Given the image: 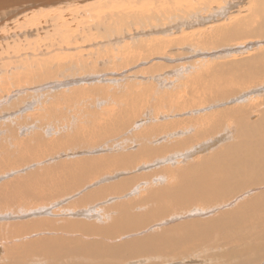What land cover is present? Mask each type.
Instances as JSON below:
<instances>
[{"label": "bare ground", "instance_id": "1", "mask_svg": "<svg viewBox=\"0 0 264 264\" xmlns=\"http://www.w3.org/2000/svg\"><path fill=\"white\" fill-rule=\"evenodd\" d=\"M98 1L103 2V0ZM75 2H80V4L82 2L85 5L88 4L91 6V9H88V6L86 8L80 5L82 8H86V12L83 9L84 11H82V13L84 12L87 18H85V20H80V23L76 22L78 25L75 27V31H73L70 22L66 21L67 19L65 20L66 16L64 17L65 21H61L65 26L62 24L59 26L56 22L50 23L46 18L47 24H53L54 28H48L46 26L48 33L41 38L34 36L37 38L33 37V41L27 39L22 40L26 43L25 46H28V48H26L27 50L34 48L37 44H42L37 51L29 53L21 52V49H18L16 52H13L11 49L12 47H10V51L4 52V50L9 48L7 47L9 44L5 46L2 45L4 41L7 43L3 34L5 35V33H12L15 31L11 36L16 35L17 30L20 31L21 27H23L26 31H30H28L29 33L26 32L27 37L32 36V28L39 25L35 17H33L35 13L31 14L33 11L36 12L37 10L40 11L43 9L51 11L58 5H69ZM70 6L73 5L71 4L69 7ZM57 10L59 12V9ZM53 12V16L55 17V11ZM37 13L40 14V12ZM60 13L62 12L60 11ZM42 16L43 14L40 18H42ZM57 20H59V18H57ZM8 22H10V24ZM43 28L45 27L43 26ZM190 30L193 32L190 33ZM176 33L178 36L174 35ZM81 35L82 38H80ZM11 36L10 38H12ZM152 36L160 37L152 38ZM170 36L177 37L171 38ZM149 37L150 39H148ZM19 39L21 40V38H18L16 41ZM127 40H131L133 43L121 46L124 42L127 43ZM0 41H2V43H0V75L4 76L2 78L0 77V86H2L0 89V145L7 144L6 147L10 146L7 148L0 147V156L3 157V159H0L2 161L4 160L2 163L8 170L12 167L11 162L22 161L20 164H25L27 162L29 163L31 160L26 166L18 169L15 168V170L11 169L12 171L9 173L3 176L0 175V198H2L3 195V199L6 200L8 206L12 208L5 209L4 211L6 212L0 211V227L2 223L4 225L0 228L1 264H154L150 258L162 255L163 253L180 255L182 258L186 256L187 253L191 252H197L198 255L200 248H204V252L207 250V254H209V250H216L218 252V247L223 243L228 246L232 245L233 247L234 244H237V246L239 245V247H237L239 248L238 252H236L237 256L234 253L235 251L233 252L235 256V262L231 261L233 264H264V99H261L264 98V0H111L108 4L104 2L103 4L98 3L96 0H0ZM79 44V47L82 45L84 46L82 48L92 47V49H94L95 47L93 48V46H98L99 48L97 51L91 52V54H89L90 57H88L89 55L86 53L87 59L82 55L85 58L83 60V57H77L80 55L77 54L78 52L72 54V52L77 51L76 48ZM16 46L19 47V45ZM106 48H116L118 53L121 55L124 54L125 57L129 55V57L127 56L126 63L129 62L137 66L140 61H143V63L147 65L150 58H154L161 62L160 64L165 62L167 63L165 65H171L173 58L170 57V52L168 50L175 51L177 48H181L184 51L186 59L189 60L194 57L202 58L204 64L199 62V60L193 63L191 62L192 64L188 63V67L185 66V71L181 69L180 66L177 70L182 71L176 74L180 76L183 75V73H185V75L188 73L189 75L186 77L190 78L197 72L194 71V73L190 70L199 68L198 66L201 64L202 67L200 66V68L203 69V66H205V69H203L200 74L196 75L197 78L195 80L190 79L191 81L189 80L186 82L185 86H187L188 89L185 93L183 92V95L176 91L177 93L171 94L170 98L167 97V95L161 96L164 103L169 101V107L171 108L169 109V107H166L169 110L166 109L167 111L165 110V112H170V114H165L163 111V108L166 106L163 103L165 106L161 108L162 106L159 105V107L164 114L153 116L154 112L151 113L152 115L147 113L146 120L148 123L145 122L143 118H131L130 114L133 111L135 112V110L128 112L129 110H127V108L124 109L123 106L117 108V113H112L109 110L111 114L110 117L108 116L109 111L101 109L107 113L104 117H108L104 118L102 122L94 125L95 132H101L103 129L108 130V126L115 122V126L121 131L117 139H111L108 142H106L108 139L106 138L108 132L101 133L99 141H96L97 137L85 141L87 138L84 134H78V136L75 134L76 137H70V134L69 136H61L64 130L62 126L60 129H50V123L54 120V116L56 119L55 122L59 120L56 118V113H59L57 111L59 107L54 108L53 106L55 105L53 104L52 108L54 110L56 109V112L54 110H48V106L46 105H44V107L46 106L45 108L47 109L43 107L46 111H50V117L47 116V118H49L46 119L47 122L52 119L48 123L50 124L49 126L46 125V122V124L42 122L39 123L40 119L37 121L36 117L33 118V120L35 119L36 121L29 124H24V121L23 123L18 122L19 124L17 122H8V120H12L17 116H24L28 111H35L37 107L39 108L42 100L44 101L45 99L47 101L46 97L57 100L60 98L58 97L59 95L64 96L65 91L75 89L71 88L72 86L84 85L86 87V85H89V88L77 89V92L72 91V93L75 92L73 94L74 97L75 94L79 95L78 98H71L76 101L83 99V102H85V97H89L88 95L94 97V99L98 101H106L108 99L114 101L115 99H119V97L130 96V94L134 96L137 91L135 90L134 93H130L133 91L130 88H128V90L131 91H125L120 88L119 92L114 91L113 94L104 90L108 88L106 84L115 85L118 81L117 79H125L127 81L129 77L132 78L128 76L127 73L122 75L119 74L120 70L118 69L117 72V68L115 71L113 69L114 67H109L108 69H111L107 71V65L109 64L108 66H110L111 62H105L106 58L101 57L102 55H106ZM34 50H36V48ZM89 50L90 49H88L87 52H89ZM17 52L22 55H18ZM6 53H12L10 57L13 60L4 63L3 61L7 59ZM133 54H136L138 57L141 55V60L135 59ZM212 54L217 57L219 55L220 57L218 58H221L223 61H219L216 58L214 59L216 62H212L211 64L210 61L206 60L209 64L205 65L206 61L204 58ZM71 55L72 57H77L78 60L81 59L82 64L78 61L77 63L70 62L71 60H68L69 62H63L57 59L63 58L64 56L66 58L67 56L72 58ZM113 56L117 57L115 54ZM180 57L181 55L176 58L180 59ZM116 62L113 63L115 64ZM121 63L123 64L124 62ZM116 66L118 67V65ZM137 66L136 69L138 68ZM7 67H9V69ZM133 69H135V66L132 68V71ZM158 69L160 68H157V70ZM89 70H92L93 73L88 74V72H91ZM157 70L155 69L156 72ZM84 73L85 75H83ZM157 73L160 74L159 71ZM117 74L120 76H115ZM176 74L172 75L169 73L168 76L170 77V75H172L173 77ZM58 76L59 79L60 77H64L65 79L57 80ZM138 76L139 75L135 74L133 77L138 78ZM160 77H162V73ZM181 77L177 82L175 81L177 85L171 84L169 81L167 82L169 78H163L164 84L167 82V85H165L166 88H183L182 84L184 80H182ZM147 80H149V78ZM153 80L155 81V78H153ZM193 80L196 83H193ZM141 81L142 80H140V83ZM99 83H105L106 87L101 88ZM168 83H170V85ZM235 84L240 86L239 91L237 90L239 87H233ZM243 84L248 86L246 88L241 87ZM175 85L177 87H175ZM130 86L131 85H129V87ZM165 86H163V88H165ZM131 88L139 89L140 86H131ZM243 88L246 91L242 92L241 89ZM149 90L150 94L147 96H152L153 91H156L153 89ZM61 91L62 93H59ZM138 91L140 92V90ZM201 91V95H204L198 97L200 100L197 98H195L196 100L187 99L184 101L186 109L183 108L184 106H182L180 102L184 97H196ZM72 93L70 95L71 97ZM155 95L156 94H154L153 97ZM66 96L67 95H65V97ZM176 97L180 98V102H177L179 101L177 99H173ZM156 98L154 97V99ZM254 98L260 99L259 102H261L262 107H257V105L254 106V103L251 109L249 107L247 108L244 104L249 103V101L252 102L251 100H254ZM191 100H193V103H191ZM58 101L64 106L65 102L62 103L60 100H54L56 103ZM68 101L70 105V100L68 99ZM137 102L138 100H136L135 108L138 109ZM170 102H172V104H170ZM203 102L205 105L203 104L204 107L202 110V107H199V105L197 106V104H202ZM50 103L48 102L47 104L50 106ZM141 103L143 102L141 101ZM146 103L143 105L144 107H146ZM173 103H176L177 106H174ZM89 104V109H91V105H95L91 102H89ZM108 104L110 105L111 103L108 102ZM57 105L58 103L56 106ZM62 105L61 108L64 110ZM73 105H70L71 108ZM147 105V107H149L152 104L150 103ZM249 105L250 103L248 106ZM77 106L78 105H75L77 109L75 110L76 112L79 108H77ZM99 106L100 105H95L94 108L100 109ZM147 107L140 111L143 112V110H148ZM83 108L84 105L80 107V109ZM197 108H200V111H205V116L204 118L202 116V118L193 120V117L190 118L191 116L189 115L196 116L199 114L200 111L197 110ZM13 109L15 110L12 111ZM212 109L213 114H209ZM37 110L40 111V109ZM45 110L42 112L46 114ZM73 110L71 109V112ZM206 110L210 111L207 115ZM214 111L217 112L214 113ZM40 112L39 116L44 114ZM65 112L68 113L69 109ZM79 112L81 113V111ZM84 112L87 113L86 110ZM96 113L95 111L92 113L89 112V114H92L91 122L96 119H103V113L101 114L99 112L101 115H96ZM29 114H31V112ZM117 114H119V116L126 115V117L122 119L117 118L118 120L112 122V118L114 120V115ZM201 114L203 113L201 112ZM51 115H53V117H51ZM62 115H64V113H59L60 117ZM75 115L78 117L77 114ZM176 115H181L183 117L188 115L191 120L189 119L186 121L187 123H180L178 122L179 120H176V122L169 120L177 117ZM30 116L31 115L28 117ZM181 116L178 118L181 119ZM62 117L60 120H62ZM73 117L75 118V116H72V118ZM80 118L82 119L81 116ZM79 119H77V121L80 122ZM162 119L163 124L162 122L159 123ZM70 120L71 118L67 120V122L70 123ZM72 120L74 121L76 118ZM141 120H143V122H141ZM158 120L160 121L158 122ZM164 120L172 122L173 125L172 123H167V121L165 123ZM182 121L185 120L182 118ZM107 123L109 124L106 125ZM151 123H153V126L150 125ZM70 124L66 123V126ZM78 124L83 125L84 123ZM148 124L149 127L151 126L150 128H146ZM20 125L26 126L23 128L25 131L22 133V135H25L24 138L29 134L32 135L31 139L26 138L23 142L21 141L22 136L20 138V142L24 143L26 150L28 149L26 152H23L24 149L21 151V147L14 150L10 149L15 146L12 143L14 142L12 139H16L17 141L16 137L19 135V131L22 130L21 127L19 128ZM86 127L88 128V126ZM57 128L59 127L57 126ZM73 128L71 127V129ZM140 128L142 130H148L146 132H137ZM80 129L82 130V127ZM57 130H60V132H57ZM81 130L77 132L82 133L83 131ZM28 131H30V133ZM38 131L39 133H37ZM32 132H36L37 134H33ZM47 132H50L49 135H56L57 137L54 136L56 139L50 140L51 138L48 137L49 135ZM175 138H177L176 141L171 140ZM131 145L137 148L140 145L142 147L138 148L139 150L142 149L140 154L137 149L134 153H131L130 148L132 147L129 148ZM40 147L44 148L47 152L46 157H42L45 159L43 161H40L41 158L37 157V150ZM211 151H213V153H210ZM41 153L43 154V152ZM83 153L85 155L93 154L89 156L91 160H89L90 158L76 160L77 158L79 159L80 157L78 156L83 155ZM98 153H103L102 155H105L99 157ZM142 154L151 156V159L139 163L136 157ZM194 154L201 155V158L197 157V155L195 156V159H200L198 162L193 158ZM92 156L94 158H92ZM62 158H64L63 161L61 160ZM97 159H101L100 161L102 162L99 163ZM135 159L138 161V165L135 164L136 162L134 163ZM176 160H178V162L183 161V163L189 164V166L182 165L183 168L181 170L164 169L166 166L165 164H169V166L173 167ZM181 162H179L178 165ZM78 165L81 167L78 168ZM106 167L109 169L108 171H106ZM74 168H78L77 171L79 170L78 172H80V174L77 173L76 179H73L76 180L75 184L79 187H86L87 190L84 194H80V191L76 192V194L71 197L62 195V200L65 199V204L71 199L81 197V201L84 202V204L80 205L82 206L89 204L90 201L95 200L94 197L97 198L99 196L101 197L100 199L103 200L100 203H102V205L107 203V205L99 207L100 203L97 205L93 202V205H90V207L86 209H78V213L67 214L68 210H63L59 216L70 217L71 219H74L76 216L81 217L86 223V226H84L87 231L85 232L86 237H91L94 234H96L94 235L96 237L100 235L104 236V239H98L96 244H83L84 238L76 237L80 232L77 230H75L76 234L73 232L66 233L50 230L52 226L61 227L54 221H51L49 226L46 222L39 220L30 225H27L25 222L23 224L18 223L29 216H39L38 214H43V210H50L48 207H42L40 211L31 210V208L25 209V206L31 203H38V201L39 204L50 201L53 198V192L43 193L40 184L52 178L56 180L58 177L55 178V176L60 175V173L65 176L64 180L66 182L68 179H72L71 173L76 171ZM100 168H102V171H105L102 175L99 172L101 176H97L98 178L94 179L92 177L94 179L92 181L96 183L94 184L88 178L91 175H89V173H95V170H99ZM179 168L180 167L177 169ZM154 169H163L157 172L160 178L156 179L155 177V182L160 181L162 183L165 181L163 178L165 177L168 183L166 185L163 184L165 186L161 189L150 188L148 196L143 199L140 197L141 200L137 199L135 203H130L129 201H127L129 203L121 202L126 196L135 199L134 196L138 193L136 192L138 188V185L136 186V182L138 181L136 177L137 174H144V172L152 173L151 171H154ZM19 173L25 174L27 177H15V175H19ZM62 175H60L61 178H64ZM152 175L153 174H151V176ZM13 176L15 178H12ZM134 176L135 178H133ZM143 176L144 175L141 174L142 179L146 182L145 184L148 187L151 178L148 176V173L147 176ZM170 178L173 179V181L178 178L179 182L175 181L174 183L169 180ZM88 179L90 182L86 181ZM54 180H52V182H54ZM64 180H61L62 184ZM83 180L86 181L85 184L80 182ZM68 183L70 184L72 181L70 182L69 180ZM98 183H100L101 186L97 185ZM107 183L110 185H106ZM140 183L141 181H139L138 184ZM103 184L105 185L103 186L104 188H102ZM94 186L99 189H95L96 187ZM63 187L60 186L58 189L54 190H61ZM92 188L94 191L92 190V192H90L89 189ZM43 189L46 190L45 188ZM140 189L141 187L139 190ZM18 192L25 195L27 201H24V197L19 199L13 196ZM197 203L205 206L197 207L195 205V208L193 205ZM57 206H59V204L52 203L49 207L53 209V207ZM189 206H193L194 208L191 207L190 209L188 208ZM97 220H99V222H96ZM90 221L95 222L88 223ZM106 221L109 222L106 224ZM6 222L11 223L13 227L7 226ZM102 222L105 224L101 226ZM72 225L74 227L71 226V230L73 228L80 230L83 224L80 225L76 222H72ZM46 228H48V232L55 236L46 234ZM14 232L16 233L14 241L12 240L13 242L11 243L10 241L8 242L9 239L5 241L6 239L4 238L6 234L10 236V234ZM30 233H33L35 236H31L33 238H26V236L32 235ZM58 233H60L61 236H58ZM79 235L81 236V234ZM16 237L18 238L16 239ZM44 237L50 238L46 246L40 241ZM22 239L27 241L26 245H24V242V244L21 243ZM88 240H90L89 237ZM7 242L9 244L13 243L12 245H14V243L16 245L18 243L23 245L24 249L22 248V251L19 250L20 248H17L18 251H21V254L12 252L14 249L12 246L11 248L13 249L10 250L11 253L8 251L3 253V249L6 250L8 248ZM198 249L199 251H197ZM223 249H226V246H224ZM86 253H90V257H86ZM13 254H17L18 256L12 257ZM212 254L217 257L213 252ZM212 254L210 256H212ZM220 256L222 259L221 261L226 264L230 262V256L232 255L226 252L225 255L220 254ZM233 259L234 258H232V260ZM169 261H171L170 264H176L178 260L174 262L175 260L170 259ZM169 261L166 262L169 264ZM166 262L162 264H166ZM187 262L189 263V260ZM182 263L183 261L181 264Z\"/></svg>", "mask_w": 264, "mask_h": 264}, {"label": "rangeland", "instance_id": "2", "mask_svg": "<svg viewBox=\"0 0 264 264\" xmlns=\"http://www.w3.org/2000/svg\"><path fill=\"white\" fill-rule=\"evenodd\" d=\"M111 0H107V1H105V0H103V2L105 3V4H108L109 2H110ZM96 2H98V3H102L103 4V2L102 1H98V0H96ZM73 5V6H70L69 7V5ZM71 4H69V5H67V4H61L59 7L57 6L56 8H54L53 10H51V11H47V10H40V11H36V12H32L31 14H34L33 15V17H35V20H36V22L37 23H39V25L38 26H34L33 28H32V31H33V33H32V36H29V37H27V34H26V32H28L29 30H25L23 27H21V30L19 31V30H17V34L16 35H13V36H11L12 34H14V32H12V33H5V35L3 34V37H5L6 39V41H7V43L5 42H3L2 43V41H0V43H2V45H6V44H9V46L7 45V47H9L7 50H4V52H6V51H10V47H12L11 49L13 50V52H16L18 49H21V52H29V53H32V52H34V51H37L38 49H39V47H41L42 46V44L41 45H36L34 48H32V49H30V50H27L26 48H28V46L26 45L25 46V42H23L22 40H24V39H27V40H34V38H37V37H34V36H38L39 38H41V37H43L46 33H48L47 31V27L49 28H54V25L53 24H47V22H46V18H47V21L48 22H50V23H57L59 26H61L60 24H62V22L63 21H65L66 19V21H68V22H70V24H71V27H73L72 29H73V31H75L76 29H75V27L78 25L77 23H80V20H85V18H87V17H85V15H84V12L82 13V11H84L86 8H87V6H88V9L91 7L90 5H88V4H83L82 2H81V4H80V2H75V3H71ZM64 5V6H63ZM82 7H86V8H82ZM76 7V9H78V10H76L75 9V7ZM64 9H63V8ZM67 7V8H66ZM72 7V8H71ZM70 10H69V9ZM82 8V9H81ZM57 9H59V12H58V10ZM67 9V10H66ZM80 9V10H79ZM84 9V10H83ZM91 9V8H90ZM57 10V11H56ZM77 12H76V11ZM53 11H55V17L53 16V14H54V12ZM60 11L63 13H60ZM65 11V12H64ZM68 11V12H67ZM73 11H74V13H73ZM79 11V12H78ZM80 11H81V13H80ZM37 12H40V14L39 13H37ZM43 12V13H42ZM47 12H49V13H47ZM59 14H62V15H59ZM70 12V13H69ZM76 12V13H75ZM85 12H86V10H85ZM29 13V12H28ZM51 13V14H50ZM71 13H73V14H71ZM88 13V12H87ZM43 14V16H42V18H40L41 17V15ZM48 16H47V15ZM50 14V15H49ZM57 14V15H56ZM65 14V15H64ZM71 14V15H70ZM36 15V16H35ZM45 15V16H44ZM61 17H59V16ZM79 15V16H78ZM52 16V17H51ZM66 16V17H65ZM72 16V17H71ZM82 18H81V17ZM24 17V16H23ZM49 17V18H48ZM64 17H65V20H64ZM84 17V18H83ZM51 18V19H50ZM55 18H56V21H55ZM57 18H59V20H57ZM54 21H53V20ZM62 19V20H61ZM41 20V21H40ZM43 20H44V22H43ZM72 20V21H71ZM21 21V20H20ZM62 21V22H61ZM46 22V23H45ZM61 22V23H60ZM77 22V23H76ZM9 24H10V22H8ZM75 23V24H74ZM42 24V25H41ZM62 25H64V24H62ZM9 26H12V25H9ZM43 26L45 27V28H43ZM47 26V27H46ZM65 26V25H64ZM81 26H82V24H81ZM14 28V27H13ZM40 30H39V29ZM15 29V28H14ZM22 29H24V30H22ZM37 30V31H36ZM46 30V31H45ZM25 31V32H24ZM45 31V32H44ZM64 31V30H63ZM63 31H61V32H63ZM19 32V33H18ZM30 32V31H29ZM28 32V33H29ZM40 32H41V34H40ZM190 33H192L193 31L192 30H190L189 31ZM22 33H23V35H22ZM42 33H44V34H42ZM20 34V35H19ZM25 35V36H24ZM174 35H177V33L176 34H174ZM10 36L13 38H10ZM19 36V37H18ZM178 36V35H177ZM177 36H170L171 38H174V37H177ZM34 37V38H33ZM155 38L156 36H152V38ZM158 37H160V36H158ZM158 37H156V38H158ZM7 38H8V40H7ZM10 38V39H9ZM15 38V39H14ZM18 38H21V40L19 39L18 41H16ZM38 38V39H39ZM80 38H82V35L80 36ZM148 39H150V37L148 38ZM11 40V41H10ZM36 40V39H35ZM16 42V43H15ZM22 42V43H21ZM14 44V47H13V44ZM75 43V42H74ZM133 42L131 41V40H127V43L126 42H124L123 44H121V46H123V45H128V44H132ZM12 45V46H11ZM16 45H19V47H17ZM22 45V46H21ZM15 46H16V48H15ZM80 46V44L79 45H77V48H76V50L77 51H74V52H72V54H75V52H78L77 54H80V55H78L77 57L78 58H80L79 56H81V57H83V60L85 59L84 58V56L86 57V59H87V54L89 55V54H91V52H94V51H97V49L99 48L98 46L96 47V46H93V48L94 49H92V47H86V48H82V47H84L83 45L81 46V47H79ZM79 47V48H78ZM115 47V46H114ZM15 48V49H14ZM25 48V49H24ZM36 48V50H34ZM25 51H24V50ZM84 49H85V51H84ZM88 49H90V50H92V51H90L89 50V52H87V50ZM11 50V51H12ZM78 50H81V51H78ZM169 52H170V57H172L173 59H172V62H171V65H165V64H167V63H165V62H162V64H160L161 62H159V61H157V60H155L154 58L152 59V58H150L149 60H148V66L145 64V63H143V61H140L139 63H140V65H139V63H138V66L137 65H132L131 63H129V62H127L126 63V59L129 57V55H127L126 57L124 56V54H120V53H118V50L116 49V48H110V49H108V48H106V55H102L101 57H105L106 58V60H105V62L106 61H110L111 63H110V66H108L107 65V71H109L111 68H113L115 71H116V68H117V72H118V69L120 70V72H119V74H125V73H127V75L128 76H131L132 78H128L127 79V81L124 79H117L118 81L116 82V84L114 85V84H106V85H108V88H105L106 86H105V83L103 84V83H99L100 84V86H101V88H105L104 90H106V91H109V93H111V94H113L114 93V91H120V88L122 89V90H125V91H131V90H133L132 92H130V93H134V91L136 90L137 91V95L135 94L134 96H132L131 94H130V96L129 95H127V96H123L122 98H120L119 97V99H115L114 101L113 100H106V101H98V100H96V99H94V97H92V96H90V95H88L89 97H85L86 98V101L85 102H83V99H79V101L77 100H72V99H74V98H78V96L79 95H77V94H75V97H74V93L75 92H73L72 93V91H76L77 92V89L78 90H80V89H86V88H89V85H86V87L83 85V86H72L71 88H75V89H70V90H67V91H65V93H64V96H58V97H60V98H58L57 100H60L62 103H64V106L61 104V103H59V101L57 102L58 103V105L56 106V102H54V100L55 101H57L56 99H49V98H47L46 97V99H47V101L44 99V101L42 102H40V105H39V108L37 107L36 109H35V111H33V110H31V111H28L29 113L31 112V114H29L28 112L26 113V114H24V116H17L16 118H14V119H12V120H8V122L10 123V122H12V123H23V121H24V124H29V123H33L34 121H38V119H40L39 120V123L40 122H42L43 124L45 123L47 126H49L50 124H51V126H50V129H60V127L62 126L63 127V134H61V136H65V135H68L69 136V134H70V137H76V135L78 136V134L80 135V134H84V135H86V138L87 139H85V141H88V140H90V139H94L95 137H97L96 138V141H99V136L101 135V133H107L108 135H107V137L106 138H108L107 139V141L106 142H108V141H110L111 139L112 140H115V139H117V136H118V134H120V132L121 131H119V128L117 127V126H115L116 125V122L114 123V124H112V125H110V126H108V130H105V129H103V130H101V132H98V131H96L95 132V130H94V125L95 124H97V123H100V122H102L103 120H104V118H106V117H110L111 116V114H110V111L112 112V113H117L118 111V107L119 106H123L124 107V109L125 108H127V110H129L128 112H132L133 110H135V112L133 111L130 115H131V118H133V119H135L136 117V119H142L143 118V120L145 121V122H147V120H146V118H147V115L149 114V115H152L151 113L152 112H154L153 113V116H158V115H162V114H164V112H165V110L170 106L169 105V101L168 102H165L164 103V101H163V99H162V97L165 95H167V97H169L170 98V95L171 94H173V93H177V92H179V93H182V95H183V92L185 93L186 91H187V89H188V87L187 86H185V84H186V82L187 81H189L190 79L192 80V79H196L197 78V76L196 75H198V74H200V72L203 70V69H205V66H203V69H201L200 68V66L202 65V64H204V60H202V58L200 59V58H198V57H194V58H191V59H186V57H185V55H184V51H183V49H181V48H177V50H175V51H170V50H168ZM85 52V53H84ZM110 52V53H109ZM175 52V53H174ZM87 53V54H86ZM7 54V61L5 60V61H3L4 63H7L8 61H12L13 59L10 57V55L12 54V53H6ZM5 54V55H6ZM17 54L19 55V54H21V53H18L17 52ZM86 54V55H85ZM116 55L117 57H114L113 55ZM181 55V57H180V59L179 58H176V57H178L179 55ZM22 55V54H21ZM82 55H84V56H82ZM111 55V56H110ZM137 55H139V54H137ZM178 55V56H177ZM9 56V57H8ZM41 56V55H40ZM119 56V57H118ZM124 56V57H123ZM133 56H134V58L135 59H139V60H141V55H139V57L138 56H136V54H133ZM176 56V57H175ZM45 57H48V56H45ZM65 57V56H64ZM57 58L58 59V61H63V62H69L70 60V62H75V63H77V61L78 62H80L81 64H82V62H81V59L80 60H78V58L77 57H72V55H71V57L72 58H70V56H67V58L65 57V58ZM88 57H90V55L88 56ZM107 57H108V59H107ZM113 57V58H112ZM218 57H220L219 55H218ZM217 56H213V54L211 55V56H209V57H206V58H204L205 59V61L207 60V61H210V63L212 64V62L214 63V62H216V60H214V59H216L217 58V60H219V61H223L221 58L219 59ZM110 58H111V60H110ZM114 58H116V59H114ZM118 58V59H117ZM120 58V59H119ZM21 59V58H20ZM56 59V60H57ZM69 60V61H68ZM73 60H75V61H73ZM138 60V61H139ZM199 60V62H201L202 64L200 65V66H198L199 68H195L194 70H190V71H192V72H194L195 73V75L193 74V76H191L190 78H187L188 77V73H186V75H185V73H183V75H178V74H176V73H180L182 70H177L180 66H181V69H183L184 71H185V66L186 67H188V65L189 64H192L194 61H198ZM91 61V60H90ZM89 61V62H90ZM116 62L115 64L113 63V62ZM181 61V62H180ZM187 61V62H186ZM206 61V64L205 65H208L209 64V62H207ZM121 62H124L123 64L121 63ZM192 62V63H191ZM2 63V62H1ZM113 63V64H112ZM189 63V64H188ZM111 64H112V66H111ZM180 64V65H179ZM113 65H115V66H113ZM116 65H118V67L116 66ZM130 65V66H129ZM132 65V66H131ZM156 65V66H155ZM158 65H160V66H158ZM182 65H184V66H182ZM122 67V69H121V67ZM134 66H135V69H136V66L138 67L136 70L135 69H133V71H132V68H134ZM151 66V67H150ZM155 66V67H154ZM178 66V67H177ZM109 67H111L110 69H108ZM142 67V68H141ZM145 67V68H144ZM175 67H176V70H175ZM202 67V66H201ZM8 69H9V67H7ZM127 68H128V71H127ZM157 70V68H160V69H158L157 70V72L159 71L160 72V74H158L156 71H155V69ZM11 69V68H10ZM112 69V70H113ZM129 69H131V70H129ZM148 69H149V71H148ZM155 71H153V70ZM167 69V70H166ZM173 69V70H172ZM103 70H104V68H103ZM125 70V71H124ZM141 70H142V72H141ZM89 71H91V72H88V74H91V73H93V71L92 70H89ZM123 71V72H122ZM132 71V72H131ZM180 71V72H179ZM183 71V72H184ZM116 72V73H117ZM146 72V73H145ZM174 72V73H173ZM132 73H133V75H132ZM139 73V74H138ZM142 73V74H141ZM161 73H162V77H160L161 76ZM170 73V74H176V75H174L173 77H172V75H170V77L168 76V74ZM135 74H137V75H139L138 76V78L136 79V78H134L133 76H135ZM157 74H158V76H157ZM167 74V75H166ZM83 75H85V73L83 74ZM115 76H120V75H115ZM157 76V77H156ZM166 76V77H165ZM179 76V77H178ZM182 76V77H181ZM187 76V77H186ZM0 77L2 78V77H4V76H2V75H0ZM149 78V80H147L148 78ZM172 77V78H171ZM182 78V80H184L183 81V84H182V86H183V88H181L180 87V89L179 88H175V89H172V88H169V89H167L166 88V86L165 85H167V82L169 81V82H171V84H176V82H177V80L179 79V78ZM142 78V79H141ZM153 78H155V81L153 80ZM158 78V79H157ZM161 78V79H160ZM163 78L164 79H166V78H169L168 80H167V82H165V84H164V80H163ZM171 78V79H170ZM59 79V76L57 77V80ZM65 78L64 77H60V79L59 80H64ZM131 79H133V80H131ZM135 79V80H134ZM139 79V80H138ZM144 79V80H143ZM151 79V80H150ZM24 81H26L25 79H23ZM136 80H137V82H136ZM140 80H142L141 81V83H140ZM171 80H173V81H171ZM190 80V81H191ZM193 80V83H196L195 81ZM23 81V82H24ZM122 81V82H121ZM124 81H126V82H124ZM134 81V82H133ZM160 81V82H159ZM176 81V82H175ZM175 82V83H174ZM121 83H122V85H121ZM134 83V84H133ZM157 83H158V85H157ZM162 83V84H161ZM118 84V85H117ZM147 84V85H146ZM164 84V85H163ZM169 85H170V83H168ZM129 85H131V86H133V87H139L140 86V88L138 89H132L131 88V86L129 87ZM177 85V84H176ZM175 85V87H177ZM88 86V87H87ZM111 88H110V87ZM118 86V87H117ZM123 86V87H122ZM142 86V87H141ZM150 86V87H149ZM163 86H165V88H163ZM194 86H195V84H194ZM248 85H246L245 86V84H243V85H241V87H247ZM251 86V85H250ZM116 87V88H115ZM234 88H237V87H239V88H237V90L239 91L240 90V86L237 84H235L234 86H233ZM2 88V86H0V89ZM110 88V89H109ZM128 88H130L131 90H128ZM149 89H153V90H156V91H153V94H152V96H147L148 94H150V90ZM47 90V89H46ZM66 90V89H65ZM138 90H140V92L138 91ZM161 90V91H160ZM166 91V92H164V91ZM180 90H182V91H180ZM71 91V92H70ZM157 91H158V94H157ZM160 91V92H159ZM177 91V92H176ZM237 91V92H238ZM241 91L242 92H244V91H246V90H244V88L243 89H241ZM248 91V90H247ZM139 92V93H138ZM156 92V93H155ZM172 92V93H171ZM59 93H62V91L61 92H59ZM68 93H69V95H68ZM71 93H72V97L70 96L71 95ZM144 93H145V95H144ZM238 93H241V92H238ZM2 94V93H1ZM140 96H139V95ZM154 94H156L154 97L156 98V99H154V97H153V95ZM199 95L198 96H193V97H191L190 98V96H188V98H185L184 96V100L182 99V101L180 102V98L178 97H176V98H173V99H177V100H179V101H177V102H180V104H182V106H184L183 108H185V100H187V99H194V100H196L195 98H197V99H199L198 97L199 96H203V95H201L202 94V91L201 92H199L198 93ZM39 95V94H38ZM65 95H67L66 97H67V99H66V97H65ZM158 95V96H157ZM40 96H41V94H40ZM162 96V97H161ZM23 97H25V96H23ZM63 97V98H62ZM74 97V98H73ZM139 97V98H138ZM144 97H146V98H144ZM158 97H161V98H158ZM26 98V97H25ZM72 98V99H71ZM201 98V97H200ZM203 98V97H202ZM43 99V98H42ZM68 99L70 100V105L72 106L73 105V102H74V105H73V107L71 108V106L69 105V101H68ZM142 99V100H141ZM145 99V100H144ZM158 99V100H157ZM261 99H264V98H261ZM23 100V99H22ZM22 100H21V105H22ZM53 100V101H52ZM72 100V101H71ZM97 102H96V101ZM136 100H138V102H137V107H139L138 109L137 108H135V104H136ZM139 100H140V102H139ZM149 100V101H148ZM200 100V99H199ZM256 102H255V101ZM254 100H251L252 102H250L249 101V103H250V105L248 106V104L249 103H247V104H244L247 108L249 107L250 109L252 108V105L254 104V106L255 105H257V107H262V105H261V102H259V100L260 99H256V98H254ZM141 101L143 102V103H141ZM163 101V102H162ZM254 101V102H253ZM258 101V102H257ZM46 102V103H45ZM50 103V102H52V103H50L51 105L49 106V104H47V103ZM54 102V103H53ZM71 102H72V104H71ZM78 102V103H77ZM84 104H83V103ZM88 102V103H87ZM89 102H91L92 104H95L96 106L97 105H100L99 106V108L100 109H96V108H94L95 107V105L94 106H92L91 105V109H89L88 108V104H89ZM108 102L109 103H111L110 105L108 104ZM147 102V103H146ZM43 103V104H42ZM56 103V104H55ZM77 103V104H76ZM97 103V104H96ZM106 103V104H105ZM145 103H146V107L148 106L147 104H152V105H150L149 107H147V109L148 110H143V112H141L142 111V109H146V107H144L143 105H145ZM166 105H164V104ZM191 103H193V100H191ZM55 105V106H53V105ZM60 104V105H59ZM81 104H83L84 105V108H86V109H84V111L86 110V112L87 113H85L84 111H83V109H80V107L82 106L83 107V105H80ZM140 104V105H139ZM162 104V105H161ZM170 104H172V102H170ZM204 102L201 104V103H199V104H197V106L199 105V107H202V110H203V107H204ZM42 105V106H41ZM44 105H46V106H48L47 108H48V110H54L53 108H52V106L55 108H60L61 110L63 109V108H61V105H62V107H64V110H60L59 108L57 109V111L59 112V113H64V115H62L61 117H62V120L63 119H65L66 118V116H67V118L65 119V120H60V116H59V113L57 114L56 113V118H58L57 120H58V122H55L56 121V119H55V116H54V122L56 123H54L53 121H51V123L50 124H48L49 122H47V120L46 119H48L50 116H49V112L48 111H46L45 109H47V108H45L44 107ZM75 105H78L77 106V108H78V111L76 112L75 110H77L76 109V107H75ZM87 105V106H86ZM90 105V104H89ZM159 105L160 106H162L161 108H163V106H165L164 108H163V111L164 112H161L162 111V109L159 107ZM168 105V106H167ZM173 105L175 106H177V104L176 103H173ZM261 105V106H260ZM105 106H106V108H105ZM108 106V107H107ZM23 107V106H22ZM45 109H44V108ZM50 107V108H49ZM75 107V108H74ZM143 107V108H142ZM167 107V108H166ZM41 108H43V109H41ZM129 108V109H128ZM171 107H169V109H170ZM37 109H40V111L42 112V111H44L45 110V112H46V114L44 113V112H40V111H38ZM66 109V110H65ZM68 109H69V112L67 113V112H65V111H68ZM71 109L73 110L72 112H71ZM101 109H103V110H105V111H109L108 113V116H105L104 117V115H106L107 113H105L103 110H101ZM114 109H116V110H114ZM150 109H152V110H150ZM154 109V110H153ZM169 109H167V110H169ZM186 109V108H185ZM200 108H197V110H199ZM257 109H259V108H257ZM15 109H13L12 111H14ZM56 110V109H55ZM54 110V111H55ZM60 110V111H59ZM88 110H89V112L90 113H92V112H97L96 113V115H101L102 113V118L103 119H101L100 118V120H94V121H92L91 122V120H92V114H89V112H88ZM101 110V111H100ZM113 110H114V112H113ZM139 110V111H138ZM141 110V111H140ZM158 110H160V111H158ZM166 110V111H167ZM201 110V109H200ZM199 110V111H200ZM38 111V112H37ZM79 111H81V113L79 112ZM116 111V112H115ZM146 111V112H145ZM150 111V112H149ZM207 112H206V115L208 114V112H210L209 114H211L212 113V111H213V109L212 110H210V111H208V110H206ZM39 112L41 113V114H43V115H40L39 116ZM56 112V111H55ZM71 112V113H70ZM76 112V113H75ZM83 112V113H82ZM101 114H100V113ZM161 112V113H160ZM201 112L203 113V114H201ZM217 111H214V113H216ZM38 113V114H37ZM77 114L78 115V117L75 115V114ZM133 113H135V114H133ZM144 113V114H143ZM148 113V114H147ZM158 113H160V114H158ZM170 114V112H165V114ZM28 114V115H27ZM33 114V115H32ZM73 114V115H72ZM86 114V115H85ZM133 114V115H132ZM139 114V115H138ZM146 114V115H145ZM200 114V115H199ZM199 114H197L196 116L195 115H189V116H191L190 118H192L193 117V120H196V119H199V118H202V116H203V118H204V114H205V111H200L199 112ZM213 114V113H212ZM8 115V114H7ZM26 115V116H25ZM29 115H31L30 117H28ZM35 115H38V116H35ZM55 115V114H54ZM57 115H58V117H57ZM69 115H70V117H69ZM75 116V118H76V120H72V119H75L74 117L72 118V116ZM84 115V116H83ZM134 115H135V117H134ZM254 115H256V114H254ZM47 116H49L48 118H47ZM80 116L82 117V119L80 118ZM115 117V119L113 120V118H112V122L113 121H116V120H118V119H122V118H124V117H126V115H121V116H119V114H117V115H114ZM177 116V115H176ZM180 116L181 115H179V116H177V117H175V118H172V119H169L170 121L172 120L173 122H176V120H179L178 122H180V123H185L186 121H188L190 118H189V116H188V118H187V116L185 115L184 117L183 116H181V119H179L180 118ZM195 116V117H194ZM199 116V117H198ZM6 117H8V116H6ZM36 117V120L34 119L33 120V118H35ZM42 117V118H41ZM46 117V118H45ZM51 117H53V115H51ZM60 117V118H59ZM179 117V118H178ZM186 117V118H185ZM255 117H257V116H255ZM27 118V119H26ZM71 118V124L70 123H68L67 122V120H69ZM80 118V119H79ZM118 118V119H117ZM182 118L185 120V121H182ZM77 119H79L80 120V122L79 121H77ZM88 119V120H87ZM99 119V118H98ZM45 120V121H44ZM84 120V121H83ZM87 120V121H86ZM143 120H141V122H143ZM175 120V121H174ZM191 120V119H190ZM28 121V122H27ZM66 121V122H65ZM75 121H76V123H75ZM81 121H83V122H81ZM85 121H86V123H85ZM99 121V122H98ZM160 120H158V122H159ZM166 121H167V123H172V122H169L168 120H164V122L166 123ZM7 122V123H8ZM61 122H63V123H61ZM84 123L83 125H84V127H83V125L82 124H78V123ZM88 122H89V124H88ZM95 122V123H94ZM158 122H156L158 125H160L159 123H161L162 122V124H163V119H162V121H160L159 123ZM7 123H6V125H7ZM18 123V124H19ZM53 123V124H52ZM66 123L67 124H70V125H67L66 126ZM73 123V124H72ZM75 123V124H74ZM109 123H111V122H109ZM109 123H107L106 125H108ZM148 123V122H147ZM155 123V124H156ZM187 123V122H186ZM34 124H36V123H34ZM61 124V125H60ZM161 124V125H162ZM179 124V123H178ZM55 125H57L59 128H57V126H55ZM65 125V126H64ZM72 125H74V126H72ZM77 126V128H76V126ZM82 125V126H81ZM106 125H104V126H106ZM151 126H153V123H151L150 124ZM172 125H173V123H172ZM230 125H231V123H230ZM24 125H20L19 126V128L21 127V129L22 130H20L19 131V135H17V141H16V139L15 140H13L12 139V141H14V142H12L15 146L13 147V148H10V149H12V150H14V149H19L20 147H21V151H22V149H24L23 150V152H26V151H28V149L26 150V148L24 147L25 145H24V143H22L23 142V140H25L26 138L27 139H31L32 138V135H27V136H29V137H27L26 136V138H24L25 137V135H22V133L25 131V129H23V128H25L26 126H24ZM54 126V127H53ZM69 126V127H68ZM73 128V129H71V127ZM86 126H88V128L86 127ZM112 126V127H111ZM150 126V127H151ZM65 127V128H64ZM82 127V130L80 129ZM118 129H117V128ZM146 127V126H145ZM149 127V124H148V126L146 127V128H150ZM41 128V127H40ZM68 128V129H67ZM116 128V129H115ZM145 128V129H146ZM180 128H182V127H180ZM76 129H80L81 131H83L82 133L81 132H77V131H80V130H76ZM102 129V128H101ZM115 129V130H114ZM30 130V129H29ZM86 130H88V131H86ZM90 130H92V131H90ZM148 130V129H147ZM147 130H142L141 128H140V130L139 131H137V132H141V131H147ZM72 131H73V133H72ZM115 131H117V132H115ZM29 133H30V131H28ZM57 132H60V130H57ZM71 132V133H70ZM76 132V133H75ZM194 132V131H193ZM33 134L34 133H36V132H32ZM37 133H39V131L37 132ZM36 133V134H37ZM67 133V134H66ZM89 133H90V135H89ZM93 133V134H92ZM115 134V136H114V134ZM47 134L49 135L50 134V132L48 133L47 132ZM46 134V135H47ZM74 134V135H73ZM76 134V135H75ZM5 135H6V133H5ZM94 135V136H93ZM142 135H143V133H142ZM18 136H20V137H18ZM21 136H22V138H21ZM54 136H56V135H49L48 137L49 138H51L50 140H52V139H56V137H54ZM91 136V137H90ZM109 136V137H108ZM182 137H185V136H182ZM181 137V138H182ZM20 138L22 139L21 141L22 142H20ZM105 139V138H104ZM176 139L177 138H175V139H171V140H174V141H176ZM49 140V139H48ZM1 143V142H0ZM17 144V145H16ZM23 144V145H22ZM6 145L7 144H4V145H0V147H3V148H7V147H10V146H7L6 147ZM221 145V144H220ZM18 146V147H17ZM22 146H23V148H22ZM161 146V145H160ZM130 147H132V145L131 146H129V148ZM134 147V146H133ZM130 148L131 149V153H134L135 151H136V149L137 150H139L138 148H142L140 145L138 146V148L137 147H134L135 148V150H134V148ZM144 147V146H143ZM146 147V146H145ZM42 147H40V148H38V150H40V151H38L37 150V157L38 158H41V160L40 161H43V160H45V159H43L42 157H46V154H47V152H46V150H44V148H42ZM129 149V150H130ZM144 149V148H143ZM30 150V149H29ZM142 150V149H141ZM141 150H139L138 151V153L140 154V151ZM41 152H43V154L41 153ZM44 152H46V153H44ZM147 152H148V150H147ZM41 153V154H40ZM92 153V152H91ZM137 153V152H136ZM210 153H213V151H211ZM103 154V153H102ZM101 153H98V156L99 157H103L104 155H102ZM198 154V153H197ZM196 154V155H197ZM91 155H93V154H91ZM91 155H85L84 153H83V155H80V156H78V157H80L79 159L77 158L76 160H81L82 158H90L89 156H91ZM102 155V156H101ZM195 154H194V156H193V158L195 159V156H196ZM142 156V157H141ZM99 157H97V158H99ZM197 157H200L201 158V155L199 156V155H197ZM196 157V158H197ZM0 158L1 159H3V157H1L0 156ZM92 158H94L93 156H92ZM137 158V160H139V163L140 162H142V161H149V159H151V156H147V155H140V156H138V157H136ZM0 159V175H5V174H7V173H9L10 171H12L11 169H13V170H15V168L16 169H18V168H21V167H23V166H26V165H28L30 162H31V160L29 161V163L27 162V163H25V164H20L22 161H20V162H18V161H15L14 163L13 162H11V166L12 167H10V170H8L6 167H4V164L2 163V162H4V160L2 161ZM63 159L64 158H62L61 160L63 161ZM103 159V158H102ZM143 159V160H142ZM148 159V160H147ZM192 159V158H191ZM193 159V160H194ZM33 160V159H32ZM89 160H91V158L89 159ZM98 160V159H97ZM96 160V161H97ZM101 160V159H100ZM100 160H98L99 161V163H101L102 161H100ZM136 159H135V161H134V163L135 164H139V163H137L138 161H137ZM198 160H200L199 158H197V159H195V161H197L198 162ZM65 161V160H64ZM68 161H69V159H68ZM93 161H95V160H93ZM179 162H181V161H179ZM178 160H176L175 162H174V168L173 167H171V166H169V164H165L166 166L164 167V169H172V170H181L182 168H183V166H189V164H186V163H183V161L178 165ZM194 163V162H193ZM184 164H186V165H184ZM183 165V166H182ZM48 166V165H47ZM77 167V166H76ZM79 167H81V166H79L78 165V168ZM178 167H180L179 169H177ZM6 168V169H5ZM44 168V167H43ZM78 168H74V170H76V171H74V172H72L71 174H72V179H68V181H66L65 182V176L64 175H62L61 173H60V175H62V177L64 176V178H61V176L60 175H58V176H55V178L56 177H58V178H56V180H54V178H52L51 180H48L47 182H44V183H42V184H40L41 185V190H42V192L43 193H50V192H53V198L50 200V201H48V202H45L44 204H39V201H38V203H31V204H28V205H26L25 206V209H30L31 208V210H39L40 211V209L42 208V207H48L50 210H43L42 211V213L43 214H38L39 216H29V217H27L26 219H24V220H22V221H20V222H18L19 224H23L24 222L25 223H27V225H30V224H32V223H34V222H37V220H39V221H44V222H46L47 224H48V226H49V224L51 223V221H54L55 223H57L58 225H60L61 227L59 228V227H53L52 226V228L50 229V230H53V231H62V232H66V233H75L76 234V231L75 230H77L78 232V234H77V236L76 237H82V238H84V240H83V244H86V245H89V244H96L97 242H98V239H104V236H102V235H100V236H94V235H96V234H94V235H92L91 237L90 236H85V232H87L86 231V229H85V227L84 226H86V223H85V221L81 218V217H79V216H76L74 219H71L70 217H61V216H59V214H61L62 213V211L64 210V211H66V210H68V213L67 214H71V213H78V209H82V208H84V209H86V208H88V207H90V205H93V202L94 203H96L97 205H99L98 203H100L101 201H103L102 199H100L101 197H94L95 198V200L94 201H90V203L89 204H86V205H82V206H80L81 204H84V202H82L81 201V197H76L75 199H71L68 203H66L65 204V199L64 200H62V195H66V196H68V197H71L72 195L74 196L75 194H76V192H79L80 191V194H84L85 192H86V190H87V188L86 187H79V186H77L75 183V181L76 180H73V179H76V176L78 175L77 173H79L80 174V172H78L77 171V169ZM176 168V169H175ZM3 169V170H2ZM111 169V168H110ZM109 169L106 167V171H108ZM161 170H163V169H161ZM160 169H154V171L152 170L151 172L152 173H150V172H144V174L143 173H140L139 175L137 174V178H138V181L136 182V186L138 185V191H137V189H136V192H138L137 193V195H135L134 197H135V199H132L133 197H131V198H129L128 196H126L125 198H124V200L123 201H121V202H125V203H135L136 202V200L138 199V200H141V198L140 197H142V199L143 198H145L146 196H148V191H149V189L150 188H154V189H156V188H163L167 183H168V180H166V178L165 177H163L164 179H165V181L164 182H160V181H158V182H155V180L156 179H158V178H160L157 174V172H159V171H161ZM2 171V172H1ZM104 171L105 170H103L102 171V168H100L99 170L97 169V170H95V173L96 174H98V175H96L94 172L93 173H89V179H90V181H92V180H94L95 178H98L97 176H101L103 173H104ZM99 172L101 173V175H99ZM76 175H75V174ZM147 173H148V176H150V183L148 184V187H147V185L145 184L146 182L142 179V177H141V174L142 175H144V176H147ZM74 174V175H73ZM151 174H153L152 176H151ZM154 174H156V175H154ZM94 175H96V176H94ZM17 176H22V177H27L25 174H20L19 173V175L17 174V175H15V177H17ZM74 176V177H73ZM143 176V177H144ZM14 176L12 177V178H15ZM61 178V180L63 179L64 180V182H63V184H62V181L60 180V178ZM69 177H70V175H69ZM94 179H93V178ZM155 177H156V179H155ZM133 178H135V176L133 177ZM89 179L88 180H86V181H89ZM52 180H54V182H52ZM69 180H70V182L72 181V183H68L69 182ZM152 180V181H151ZM169 180H171L172 182H174L175 183V181L177 182H179V179L178 178H176V180H174L173 181V179H169ZM55 181H57V182H55ZM74 181V182H73ZM86 181L85 180H83V181H80L82 184H85L86 183ZM89 181V182H90ZM139 181H141V186H140V184H138L139 183ZM154 181V182H153ZM50 182H51V184H50ZM93 182V181H92ZM74 183V184H73ZM94 184H96L95 182H93ZM156 183V184H155ZM158 183V184H157ZM62 184V185H61ZM144 184V185H143ZM153 184H154V186H153ZM160 184V185H159ZM163 184H165V185H163ZM97 185H100V183H98ZM96 185V186H97ZM106 185H110L109 183H107ZM150 185V186H149ZM158 185V186H157ZM38 186V185H37ZM60 186H64L61 190H57V191H55L56 189H58ZM96 186H94V187H96ZM101 186V185H100ZM103 186H105L104 184L102 185V188H104ZM141 187V191L139 190V188ZM153 186V187H152ZM35 187V186H34ZM93 187V188H94ZM99 187V186H98ZM43 188H45L46 190H44ZM51 188H53V189H51ZM93 188L92 189H89V191L90 192H92V190H93ZM146 188H148V189H146ZM55 189V190H54ZM95 189H99V188H95ZM145 189V190H144ZM1 190V189H0ZM50 190V191H49ZM147 190V191H146ZM94 191V190H93ZM140 191V192H139ZM143 191V192H142ZM142 192V193H141ZM141 194V196H140V194ZM145 193V194H144ZM139 194V195H138ZM13 196H16V197H18L19 199H22L23 197H24V201H27V199H26V197H25V195H23V194H21L20 192H18L17 194H14ZM144 196V197H143ZM140 199H139V198ZM77 198H79V199H77ZM97 199V200H96ZM132 199V200H131ZM0 211H4L5 209H12V208H10L9 206H8V204L6 203V200H4L3 199V195H2V198H0ZM135 200V201H134ZM64 203H63V202ZM127 201H129V202H127ZM133 201V202H132ZM138 202V201H137ZM52 203H56V204H59V206H57V207H53V209H51L49 206L50 205H52ZM92 203V204H91ZM46 204V205H45ZM197 204H199L200 205V203H197ZM197 204H194L193 206L196 208V206L197 207H204L205 205H203V204H201L200 206L199 205H197ZM95 205V204H94ZM105 205H107V203H105V204H103L102 205V203H100V206L99 207H103V206H105ZM196 205V206H195ZM15 206H17V205H15ZM31 206V207H30ZM193 206H189L188 208H190L191 209V207H193ZM156 207V206H155ZM193 207V208H194ZM193 211V210H192ZM4 212H6V211H4ZM49 213V214H48ZM45 215H47V216H45ZM204 218H205V216H204ZM72 222H76L77 224H80V225H82L81 226V228H80V230L79 229H75V228H73L72 230L70 229V228H72L71 226H73L72 225ZM93 222H95V221H90V222H88V223H93ZM96 222H99V220H97ZM109 221H106L105 223L107 224ZM104 222H102L101 223V226L102 225H104L105 224ZM6 225L7 226H11V227H13V225H11V223H9V222H6ZM14 225H17V224H14ZM2 226H4L3 225V223H2ZM1 226V227H2ZM0 227V228H1ZM74 227V226H73ZM39 228V227H38ZM40 230V229H39ZM40 232H42V231H40ZM46 234H49V235H51V236H55L54 234H52V233H50V232H48V228H46ZM93 233V232H92ZM115 233H118V232H115ZM30 234H32V235H28V237L26 236V238H33L35 235L33 234V233H30ZM46 234H42V235H46ZM79 234H81V236L79 235ZM15 235H16V233L14 232V233H11L10 234V236L8 235V234H6V237L4 238V239H6L5 241H7L8 239V242L10 241V243L11 242H13L14 241V239H15ZM57 235V234H56ZM124 235V234H123ZM8 236V237H7ZM31 236H33V237H31ZM58 236H61L60 235V233H58ZM67 236H69V235H67ZM14 237V238H13ZM25 237V236H24ZM24 237H22V238H24ZM88 237H89V239L90 240H88ZM128 237V236H127ZM18 237H16V239H17ZM13 240V241H12ZM50 240V238H43L42 240H40L41 241V243L43 244V245H47L48 244V241ZM40 241H38V242H40ZM7 242V243H8ZM25 244H24V243ZM92 242V243H91ZM1 243V242H0ZM21 243H23L24 245H26L27 244V241L26 240H24V239H22V242ZM13 244V243H12ZM12 244H9L8 243V245H7V247L8 248H10V249H6V250H4L3 249V253H6L7 251L8 252H10L11 253V251L10 250H12L13 248L14 249H16V250H14L13 249V251L12 252H14V253H17V254H21V251H22V248L24 249V246L23 245H21L20 243H18L17 245L14 243V245H12ZM10 245V246H9ZM11 246L13 247V248H11ZM224 246H226V249H223L224 248ZM16 247V248H15ZM232 247V248H231ZM237 247H239V245L237 246V244H234V247L232 246V245H227V244H225V243H223L222 245H220L219 247H218V252L216 251V250H209L208 251V253L209 254H207V250L204 252V248H200V251H199V249L197 250V251H199V253H198V255H197V252L196 253H194V252H191V253H187L186 254V256H184V257H182L181 258V256L180 255H173V254H171V253H163L162 255H159V256H155V257H151L150 259L154 262V264L156 263V264H162L163 262H166V261H169L170 259H172V260H175L174 262H176L177 260V262H176V264H181V262L183 261V263L182 264H215V261H216V264H225V263H223L221 260V256H220V254L221 255H225V253L226 252H228L229 254L231 253V255L232 256H230V262H228V263H226V264H231L232 262H235V256H234V253H235V255H236V252H238V249L239 248H237ZM17 248H20L19 250H21V251H18L17 250ZM221 248V249H220ZM234 248H236V249H234ZM203 250V251H202ZM220 250V251H219ZM224 250V251H223ZM263 250V249H262ZM201 251H202V253H201ZM232 251V252H231ZM235 251V252H234ZM18 252H20V253H18ZM212 252L214 253V254H216V256L217 257H215V255H213L212 254ZM234 252V253H233ZM246 252H248V251H246ZM205 255H204V254ZM212 254V256H210L211 254ZM219 253V254H218ZM224 253V254H223ZM12 255V257L13 256H18V255ZM127 254H130V253H127ZM203 254V255H202ZM194 257H193V256ZM201 255V256H200ZM160 256H163V257H160ZM177 256H179V257H177ZM220 256V257H219ZM237 256V255H236ZM86 257H90V253H86ZM158 257V258H157ZM190 257V258H189ZM192 257V258H191ZM232 258H234L233 260H232ZM263 258H264V256H263ZM33 259H35V258H33ZM40 259H41V257H40ZM39 259V260H40ZM163 259V260H162ZM177 259V260H176ZM181 260V262H180V260ZM189 260V263L187 262L188 260ZM192 259H195V260H192ZM186 260V261H185ZM191 261V262H190ZM213 261V262H212ZM232 261V262H231ZM170 262L171 261H169V264H170ZM253 263V262H252ZM0 264H1V262H0ZM165 264V263H164ZM166 264H168V262H166ZM175 264V263H174ZM233 264V263H232Z\"/></svg>", "mask_w": 264, "mask_h": 264}]
</instances>
